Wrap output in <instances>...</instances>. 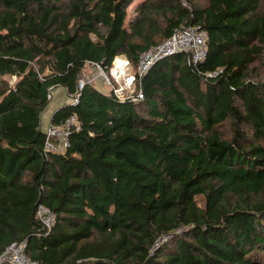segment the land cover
Masks as SVG:
<instances>
[{
	"label": "trees",
	"instance_id": "1",
	"mask_svg": "<svg viewBox=\"0 0 264 264\" xmlns=\"http://www.w3.org/2000/svg\"><path fill=\"white\" fill-rule=\"evenodd\" d=\"M132 1L0 0V254L23 241L43 264H264V0H141L127 21ZM189 24L203 60H156L138 100L85 84L51 116H75L68 146L44 148L53 88L74 94L120 54L135 74Z\"/></svg>",
	"mask_w": 264,
	"mask_h": 264
},
{
	"label": "built area",
	"instance_id": "2",
	"mask_svg": "<svg viewBox=\"0 0 264 264\" xmlns=\"http://www.w3.org/2000/svg\"><path fill=\"white\" fill-rule=\"evenodd\" d=\"M206 39V31L198 24L177 27L169 37L139 54L136 64V73H133L132 76L128 78L130 83L132 82L131 86L128 88L114 82L120 75H125V78L129 75L128 72L131 69V65L126 57L120 55L114 57L112 63L115 67V71H113V67L112 76H110V73L108 74L105 72L101 64L95 63V70L93 72L81 73L79 75L76 85L77 89L74 94L70 95V102L71 104L76 103L78 100V92L83 86L85 84L95 83L98 78H101L106 85L110 86L111 92L121 100L125 98H130L132 100L141 99L143 98V92L141 90L134 93V80L136 74L137 77L140 78L156 60L177 52L185 53L190 62L197 63L206 56ZM118 58H123V63H115ZM50 95L51 94H48V96ZM76 124L77 121L75 116L70 115L60 124H53L50 122L44 126V148L49 151H57L59 147L66 148L68 146V136L71 128L72 126L75 127ZM75 128H77V126ZM36 214L47 229L53 226L55 215L49 208L43 204H38ZM4 262H8L9 264H43L27 256L25 253V242L23 241H13L6 246L4 251L0 254V264Z\"/></svg>",
	"mask_w": 264,
	"mask_h": 264
},
{
	"label": "crops",
	"instance_id": "3",
	"mask_svg": "<svg viewBox=\"0 0 264 264\" xmlns=\"http://www.w3.org/2000/svg\"><path fill=\"white\" fill-rule=\"evenodd\" d=\"M141 0H133L129 5H132V11L129 13V11L127 12V21L130 19V17L133 16L134 14V8L135 6L137 5L138 2H140ZM134 3V4H133ZM128 7V6H127ZM120 56H124L123 54H120ZM125 57V56H124ZM123 58H121V62H123ZM117 61V60H116ZM115 61V63H116ZM95 68H93L92 66H89L87 67V70L88 71H93ZM114 70H115V67H114ZM113 70V71H114ZM96 87L97 85L100 86V88H104L105 85L103 84V81L102 79L98 78L96 81H95V84H94ZM109 89V88H108ZM107 91V90H106ZM52 95H54V97L52 96L51 97V102L49 104V106L44 110L41 118L43 120V123H44V126H46L47 124L50 123L51 121V116H52V113L53 111L56 110V108L58 107H61L63 104L65 103H69V101H71V97L70 95H68L64 89H62L61 87H55L52 89ZM53 98V99H52ZM43 126V127H44Z\"/></svg>",
	"mask_w": 264,
	"mask_h": 264
},
{
	"label": "rangeland",
	"instance_id": "4",
	"mask_svg": "<svg viewBox=\"0 0 264 264\" xmlns=\"http://www.w3.org/2000/svg\"><path fill=\"white\" fill-rule=\"evenodd\" d=\"M134 4V3H133ZM132 5H128V7H127V12L129 11V13L132 11V7H131ZM114 66H113V63H112V66L110 67V69L108 70L109 71V73H110V76H112V68H113ZM95 70V69H94ZM93 70V71H94ZM93 71H89L90 73L91 72H93ZM128 76H127V78H125V75H120L114 82L116 83V84H122V85H124V87H126V88H128L129 86H131V83H130V80L128 79L129 77H131L132 76V74H133V71L130 69V71L128 72ZM101 79V78H100ZM97 88H99L101 91H106V90H108V86H105L104 88H100V86H98L97 85ZM53 97H54V95H52ZM53 99V98H52ZM70 102V101H69ZM42 126H44V123H43V120H42ZM59 149H61L60 147H59Z\"/></svg>",
	"mask_w": 264,
	"mask_h": 264
},
{
	"label": "bare ground",
	"instance_id": "5",
	"mask_svg": "<svg viewBox=\"0 0 264 264\" xmlns=\"http://www.w3.org/2000/svg\"><path fill=\"white\" fill-rule=\"evenodd\" d=\"M116 63H123V62H121V58H118L117 59V61H116ZM114 70V69H113ZM115 71V70H114Z\"/></svg>",
	"mask_w": 264,
	"mask_h": 264
}]
</instances>
